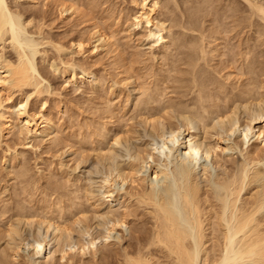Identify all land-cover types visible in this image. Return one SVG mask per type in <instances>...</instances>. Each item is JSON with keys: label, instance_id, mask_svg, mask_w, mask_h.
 Segmentation results:
<instances>
[{"label": "rangeland", "instance_id": "374dc122", "mask_svg": "<svg viewBox=\"0 0 264 264\" xmlns=\"http://www.w3.org/2000/svg\"><path fill=\"white\" fill-rule=\"evenodd\" d=\"M6 1L12 13L16 15L15 18L20 17L22 22H33L31 27L24 26L23 30L21 28L20 34L37 48L35 63L43 79L48 82H44V91L37 96L31 95L28 88L23 93L13 92L12 98L8 97L7 93L8 96L2 95L4 92H1L5 99L8 98L4 106L13 108L11 110L15 112L16 104L21 98L30 95L28 108L36 107L39 110L42 104L46 103V116L51 118L58 128L56 138L55 134L52 138L54 141L25 139L18 135L17 129H13L3 138L0 135V249L3 250L7 245L9 228L18 231L14 238H22L23 243L19 259L13 261V264L48 263V260L42 255L34 254L32 248L27 245L35 238L47 237L49 240L53 237L54 230L50 228L47 231L45 224L40 223L41 219L54 218L61 226L71 230L70 234L64 233L63 237L69 243L76 244L78 240H88L89 237L85 234L87 231L93 237L104 231L103 226H106L107 221L104 213L110 199L104 193L103 177L114 167L127 163L137 149L145 148L157 139L156 133L141 116L153 110L154 106L157 107L149 96H155L154 99L157 96L162 104V99L164 104L173 99L191 102L192 97L193 100L197 97L189 88L195 81L194 83L201 85L205 83L215 87L226 86L223 94L217 99L220 106H223L226 99H240L242 92L249 91L248 88L252 91L259 89L257 93L263 95L262 102L238 105L240 107L237 106L235 115L243 123V119L249 116L247 112L251 115L264 112V19L257 13V8L254 10L256 6H264V0H210L209 5V0H161L156 16L164 19L168 32L164 33L167 42L162 44H157V38L152 41L147 39V29L133 28L134 17L141 9L133 5L132 0ZM251 2L255 5L253 8L249 4ZM71 4L73 10L64 11L63 6ZM97 31L109 38L111 46L109 44L107 48L100 49L96 55H92L93 57L87 51L84 56L76 55V58L71 60V55L61 56L57 52L58 45L69 47L70 42L84 39L90 45H99L98 42L93 43L92 35ZM195 44H200L201 47H194ZM6 45L7 58L15 61V52L9 44ZM1 47L2 43L0 54ZM191 47L198 50V57L194 56L195 50L192 51ZM200 49L205 50L206 58ZM59 56L65 62L75 61L76 72L79 74L78 84L69 83L68 73H55L51 68L50 64L55 62L57 66L59 64L60 69L65 68ZM192 63H196V66L193 64L195 71L191 68ZM251 65V71L254 73L248 69ZM84 69L95 73V77L90 76L81 82L79 78ZM190 69L193 71L192 75ZM157 88L162 99L156 93ZM205 97L207 99L208 95ZM207 100H210V96ZM211 116L215 117L214 114ZM188 120L193 126L191 132L201 134L198 120L192 117ZM174 123L181 125L184 120L180 115H175ZM163 125L161 127L167 129V125ZM237 136L238 133H235L232 138ZM246 140L250 144L255 142L252 135ZM237 155L241 158L239 152L235 157ZM207 161L210 166L214 164L211 158L206 159ZM212 167L215 168L213 165ZM215 169L217 171V168ZM114 185L119 188L117 181ZM135 205L132 206L134 209L130 210L135 213L130 214L129 220L135 223L132 226H137L138 222L140 226L147 221L148 215H145V218L143 207ZM117 207L119 208L118 205ZM85 215L86 219L82 218ZM28 217L29 219H26ZM124 229L119 228L120 232L113 235V240L110 239L115 245L110 248L103 246L105 250L100 246L103 251L100 248L101 251L97 255L87 252L80 264H118V259H124V253L121 256V252H124L122 249L126 246L131 248L136 243L135 239L131 240L135 237L134 231H131L133 228ZM118 236H122L123 241L120 243L116 240ZM57 243L51 239L49 247L52 251L58 246ZM110 249L114 254L116 252L115 256ZM109 251L117 261L112 256L108 257ZM2 254L1 252L0 256ZM104 257L108 259L105 260ZM76 259L80 260V256ZM54 263L63 264L59 260H53L52 264ZM1 264H4L3 261Z\"/></svg>", "mask_w": 264, "mask_h": 264}, {"label": "bare ground", "instance_id": "6f19581e", "mask_svg": "<svg viewBox=\"0 0 264 264\" xmlns=\"http://www.w3.org/2000/svg\"><path fill=\"white\" fill-rule=\"evenodd\" d=\"M132 3L141 9L139 14L134 17L133 28L147 29V39L152 41L157 38V44L166 43L164 33L167 32V28L163 22L164 19L161 17L159 19L156 16L161 0H132ZM209 3L210 0L207 4L209 5ZM249 4L252 5V2ZM72 5L62 6L64 11H71ZM253 6L255 5L251 7L253 8ZM255 9L264 19V6H256ZM14 15L9 3L6 0H0V43H2L0 54V135L3 138L9 135L13 129H17L20 137L47 141L52 139L54 134L56 138L58 128L57 124L46 116L44 110L46 103H43L39 110L36 107L29 109V100L31 99L29 95L21 98L16 104L15 112L11 110L13 108L4 106V102L8 98L5 99L2 95L7 93L9 96L6 95L11 97L13 92L23 93L28 88L31 95L36 94L37 96V94L43 93L44 82H48L43 79L35 63L37 48L28 43L25 38L23 39L22 33L20 34L24 26L25 28L26 26L31 27L33 22L31 20L22 22L20 17L15 18L16 15ZM92 36L95 41L93 43L98 42L99 45L92 43L90 45L84 39V41L70 42L69 47L58 45L57 52L61 56L71 55L72 60L76 58L74 57L76 55L84 56L87 51L92 56L96 55L100 49L107 48L109 44L111 46L109 38L104 33L97 31ZM6 44H9L15 52V61L7 58ZM197 45L195 44L194 47ZM191 48L193 51L194 48ZM194 50V56H197L198 50L196 51V48ZM204 52L205 50L202 51L203 54ZM199 53L202 54L200 51ZM59 59L65 68L60 69L59 64L56 65L57 62L51 63V68L55 73L63 75L68 73L70 75V81L67 78L69 83L78 84L79 74L76 72L75 61L70 63V61H63L61 57ZM194 65L196 66V63ZM250 67L252 65L248 66V69ZM195 68L193 67L194 71ZM81 74L79 78L81 82L90 76L95 77V73L87 72L85 69L81 71ZM188 77L187 75V83ZM183 79L185 80V78ZM194 82L192 86L190 84L189 88L192 93L197 94V97L196 100H193L192 97L191 102H179L177 99L168 102L167 99V104H164L165 101L161 98L158 88V92H155L160 95L159 98L163 100V104L160 103L157 96L155 99V96H149L157 107L154 106L153 110L141 116L156 133L157 139L153 140L150 145L148 144L149 146L137 149L127 163L114 167L110 173L103 177L104 193L110 199L107 211L104 213L107 220L106 226H103L104 231L95 237L87 231L88 233L85 234L88 235V240H78L76 244L69 243L63 237L64 233L68 235L71 230L61 226L54 218H44L40 220V223L45 224L47 231L50 228L54 230L51 239L57 241L58 246L52 251L49 247L51 239L48 240L47 237L35 238L32 243H27L34 254L42 255L48 260L47 264H52L53 260H59L63 264L68 262L80 264L87 252L97 255L102 248L104 249L103 246L110 248L111 245H115V242L111 243L113 240L111 238L115 233L120 232L119 228L131 227V229L133 228L131 231H134L135 234L134 237L132 232L131 235L134 238L131 237L133 238L131 240L135 239V246L122 247L124 252H121V256L124 253V259L122 257L123 261L118 259V261L120 260L118 264H264V112L255 115L247 112L249 116L243 119V123L235 115L238 105L260 104L263 95L257 93L259 89L252 91L248 88L249 91L242 92L240 99H226L225 104L220 106L217 99L221 93L223 94L226 86L225 88L215 87L211 84L201 85ZM149 92L147 91V93ZM205 95L210 96V100H207L208 97L206 99ZM150 99L148 98L149 102H151ZM149 108L151 107L149 106ZM211 114H214L215 117H210ZM175 115H180L184 123L175 124ZM189 117L198 120L201 134L191 132L193 126L188 120ZM163 124L167 125V129L161 127ZM235 133H238V136L232 138ZM250 135L255 140L252 144L245 141ZM52 141L54 140L52 139ZM237 152L241 158L238 155L235 157ZM225 156L229 158L225 159ZM234 157L235 159H233ZM210 158L214 160V164H211L217 168V171L212 165L210 166L209 161L206 162V159ZM115 181L119 185V188L116 187L117 189L115 185L113 186ZM116 204L119 208H116ZM134 204H136L135 207H143V213H146L144 216L148 215L147 221H144V224L140 226H138L139 222L138 225L136 223L137 226H132L135 223L129 220L130 214L135 213L130 212L131 209H134L132 208ZM146 216L145 218H147ZM82 218L86 219V215ZM7 232L10 240L7 241V249H5L6 247L3 250L0 249V253H3L0 256L3 259L0 261L2 260L4 264L11 261L10 264H13V261L16 262L19 259L23 243L21 237V240L15 239V235L18 234L17 230L9 228ZM119 236L116 240L120 243L123 240H121L122 236L121 238ZM105 253L107 256L108 251ZM111 253L113 252L111 251ZM111 253L108 254V257L116 255V252L112 255ZM78 255L80 260L76 259V261L75 258ZM104 258L107 260L106 257ZM113 258L116 260V257Z\"/></svg>", "mask_w": 264, "mask_h": 264}]
</instances>
